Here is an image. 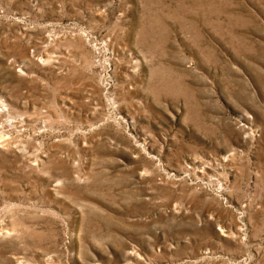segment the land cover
Wrapping results in <instances>:
<instances>
[{
	"label": "rangeland",
	"instance_id": "374dc122",
	"mask_svg": "<svg viewBox=\"0 0 264 264\" xmlns=\"http://www.w3.org/2000/svg\"><path fill=\"white\" fill-rule=\"evenodd\" d=\"M0 264H264V0H0Z\"/></svg>",
	"mask_w": 264,
	"mask_h": 264
}]
</instances>
